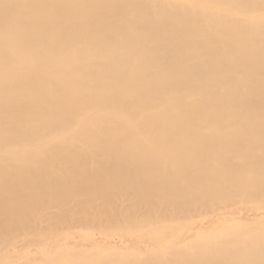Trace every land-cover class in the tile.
<instances>
[{
	"label": "bare ground",
	"instance_id": "6f19581e",
	"mask_svg": "<svg viewBox=\"0 0 264 264\" xmlns=\"http://www.w3.org/2000/svg\"><path fill=\"white\" fill-rule=\"evenodd\" d=\"M7 258L264 264V0H0Z\"/></svg>",
	"mask_w": 264,
	"mask_h": 264
},
{
	"label": "rangeland",
	"instance_id": "374dc122",
	"mask_svg": "<svg viewBox=\"0 0 264 264\" xmlns=\"http://www.w3.org/2000/svg\"><path fill=\"white\" fill-rule=\"evenodd\" d=\"M231 208H232V207H230L228 210L230 211ZM234 208H235V207H234ZM232 210H234V209H232ZM199 220H200V219H199ZM197 221H198V220H197ZM196 225H197V223H196V224H195V223L192 224V226H196ZM100 226L103 227V226L100 225V224L95 225V227L93 228L92 231H93V232L95 231L94 233L100 231V230H101V227H100ZM189 227H190V226H189ZM187 229H188V228H187ZM184 230L186 231V228H184L183 231H184ZM185 231H184V232H185ZM189 231H190V230L188 229L187 232H189ZM185 233H186V232H185ZM144 244H146V243H144ZM147 244H150V243H147ZM146 246H149V245H146ZM6 260H7V261H6ZM8 262H10V259H8V258L5 259V260L3 261L4 264H8ZM11 262H12V261H11ZM3 263H2V264H3Z\"/></svg>",
	"mask_w": 264,
	"mask_h": 264
}]
</instances>
